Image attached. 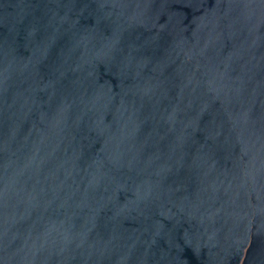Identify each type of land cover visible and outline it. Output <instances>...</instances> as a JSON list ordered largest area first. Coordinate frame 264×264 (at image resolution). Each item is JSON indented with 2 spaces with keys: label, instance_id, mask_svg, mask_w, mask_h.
<instances>
[{
  "label": "water",
  "instance_id": "95a60500",
  "mask_svg": "<svg viewBox=\"0 0 264 264\" xmlns=\"http://www.w3.org/2000/svg\"><path fill=\"white\" fill-rule=\"evenodd\" d=\"M0 264H264V0H0Z\"/></svg>",
  "mask_w": 264,
  "mask_h": 264
}]
</instances>
